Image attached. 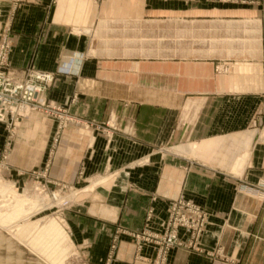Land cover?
<instances>
[{
  "label": "crops",
  "instance_id": "1",
  "mask_svg": "<svg viewBox=\"0 0 264 264\" xmlns=\"http://www.w3.org/2000/svg\"><path fill=\"white\" fill-rule=\"evenodd\" d=\"M39 1L0 0V39L12 18V66L52 72L49 101L79 123L53 150L57 119L22 120L12 175L47 168L52 187L85 193L65 216L93 264H151L156 247L122 230L162 231L181 196L209 223L201 251L167 264H264V0ZM153 25L158 39L136 38Z\"/></svg>",
  "mask_w": 264,
  "mask_h": 264
},
{
  "label": "built area",
  "instance_id": "2",
  "mask_svg": "<svg viewBox=\"0 0 264 264\" xmlns=\"http://www.w3.org/2000/svg\"><path fill=\"white\" fill-rule=\"evenodd\" d=\"M56 1L52 0L53 3ZM11 31V23L6 24L0 39V122L7 128V139L0 150V163L8 158L18 123L22 120L29 119L34 114L57 119L58 128L53 140V150L59 145L61 136L69 125L79 123L67 107L49 101L48 91L55 80L52 72L35 68L18 72L14 69L10 60L13 47ZM220 70L228 71V66L222 65ZM259 139L264 143V126ZM49 165L47 164V167ZM45 173L47 174V168ZM66 187L67 185L63 184L61 189ZM43 189L46 190L45 185ZM53 196L57 200L58 195L53 193ZM60 204L62 210H66L71 207L72 202L63 199ZM208 219L209 214L201 205L181 196L170 204L162 231L146 228L142 231L124 232L133 237L138 250L147 245L156 247V256L151 264H167L172 249L188 248L201 251L199 244L209 223ZM182 229L187 234L186 238L181 234Z\"/></svg>",
  "mask_w": 264,
  "mask_h": 264
},
{
  "label": "rangeland",
  "instance_id": "3",
  "mask_svg": "<svg viewBox=\"0 0 264 264\" xmlns=\"http://www.w3.org/2000/svg\"><path fill=\"white\" fill-rule=\"evenodd\" d=\"M11 19L7 18L5 25L12 22ZM153 26L150 36L147 32L143 35L137 32L135 34L136 38L158 39L159 27L157 25ZM167 33L169 38L175 37L173 31L168 30ZM139 48L143 49V47ZM145 48L151 50V54L155 52L157 54L159 46ZM189 48L183 47V53L188 51ZM166 49L168 54L173 55L180 54L181 51L180 47L174 46H168ZM10 154L11 150L8 158L0 163V178L11 182L13 185L0 182V210H12L15 208L13 206L14 202L20 200L22 213L16 217L13 216L15 219L10 217L11 220L13 219L12 222L9 221V217H7L8 222H5L4 217H0V264H93L87 259L84 249L73 241L65 216L67 209L62 210L60 204L63 199L71 202L72 200H78L85 193L81 195L77 193L75 197H73V194L68 195L65 192L66 188L61 189L62 185L65 184L63 182H55V186L52 187L48 181V174L45 173L46 169L42 173L37 171L30 174L22 173L21 176H24L23 181L15 178L16 176L12 175L14 170L10 164ZM42 185L46 186V190L43 189ZM53 193L58 195L57 200L54 198ZM51 222L56 223L62 232L52 233ZM124 231L122 230L123 233H125ZM116 247V243L112 244V251ZM112 255L113 252L110 253L109 257H112Z\"/></svg>",
  "mask_w": 264,
  "mask_h": 264
},
{
  "label": "bare ground",
  "instance_id": "4",
  "mask_svg": "<svg viewBox=\"0 0 264 264\" xmlns=\"http://www.w3.org/2000/svg\"><path fill=\"white\" fill-rule=\"evenodd\" d=\"M4 167V166H3ZM0 182L3 184V183H10V184H12L11 182H8V181H4L3 180V178L1 179L0 178ZM13 185V184H12ZM3 187V186H2ZM2 189V188H1ZM20 204H21V201L19 200V201H15L14 202V204H13V206H15V208L14 209H7V210H0V217L2 216V217H4V219H6V221L5 222H8L7 221V217H13V216H18V215H21V213H22V209H21V207H20ZM12 206V207H13ZM9 206L7 205V208H8ZM14 218V217H13ZM15 219V218H14ZM13 220V219H12ZM12 220H11V218H10V220L9 221H11L12 222ZM51 232L52 233H55V234H57V233H61L62 231H60V229H59V227L56 225V223H54V222H51ZM65 237H66V235H64ZM65 237H63V238H65Z\"/></svg>",
  "mask_w": 264,
  "mask_h": 264
}]
</instances>
